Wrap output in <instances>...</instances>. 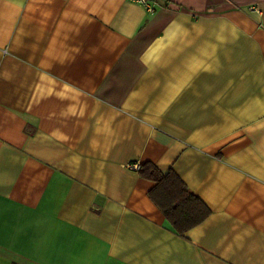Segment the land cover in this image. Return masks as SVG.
I'll use <instances>...</instances> for the list:
<instances>
[{"label": "crops", "instance_id": "crops-1", "mask_svg": "<svg viewBox=\"0 0 264 264\" xmlns=\"http://www.w3.org/2000/svg\"><path fill=\"white\" fill-rule=\"evenodd\" d=\"M154 1L0 0V264H264V0Z\"/></svg>", "mask_w": 264, "mask_h": 264}, {"label": "trees", "instance_id": "trees-1", "mask_svg": "<svg viewBox=\"0 0 264 264\" xmlns=\"http://www.w3.org/2000/svg\"><path fill=\"white\" fill-rule=\"evenodd\" d=\"M138 171L142 177L155 182L148 193L149 197L176 233L183 235L210 214L209 207L188 191L183 180L172 169L162 173L155 165L145 162Z\"/></svg>", "mask_w": 264, "mask_h": 264}, {"label": "built area", "instance_id": "built-area-1", "mask_svg": "<svg viewBox=\"0 0 264 264\" xmlns=\"http://www.w3.org/2000/svg\"><path fill=\"white\" fill-rule=\"evenodd\" d=\"M129 1L142 5L148 12H152L156 6V2L154 0H129Z\"/></svg>", "mask_w": 264, "mask_h": 264}]
</instances>
